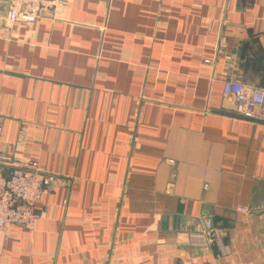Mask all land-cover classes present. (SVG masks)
I'll return each instance as SVG.
<instances>
[{
	"label": "crops",
	"instance_id": "crops-1",
	"mask_svg": "<svg viewBox=\"0 0 264 264\" xmlns=\"http://www.w3.org/2000/svg\"><path fill=\"white\" fill-rule=\"evenodd\" d=\"M55 2L0 16L2 152L54 178L0 264H264V125L211 112L264 88L263 1ZM206 206L221 241L186 245Z\"/></svg>",
	"mask_w": 264,
	"mask_h": 264
},
{
	"label": "built area",
	"instance_id": "built-area-1",
	"mask_svg": "<svg viewBox=\"0 0 264 264\" xmlns=\"http://www.w3.org/2000/svg\"><path fill=\"white\" fill-rule=\"evenodd\" d=\"M3 1L10 3L5 17L10 24L18 20L34 21L42 9H53L56 5L55 0ZM22 5L25 6L23 11ZM222 93L232 102L235 112L264 119V88L239 80H227L223 84ZM2 132L0 126V229L17 224L32 231L40 218L37 204L54 178L37 160L4 154ZM220 241L221 237L217 235L213 224L206 220L203 229L191 232L185 244L207 248L216 246Z\"/></svg>",
	"mask_w": 264,
	"mask_h": 264
},
{
	"label": "water",
	"instance_id": "water-1",
	"mask_svg": "<svg viewBox=\"0 0 264 264\" xmlns=\"http://www.w3.org/2000/svg\"><path fill=\"white\" fill-rule=\"evenodd\" d=\"M10 3L8 1H3L0 0V16L1 17H6L8 14V9H9ZM25 8L24 5H22L21 10L23 11ZM41 16H49L53 17V11L48 10V9H42L39 13ZM211 112L224 115V116H229L232 118L244 120V121H249L252 123L256 124H261L264 125V119H257L253 118L250 116H245L243 114L237 113L234 110H227V109H220V110H212ZM206 212H205V218L203 219L204 221L209 220L208 218L210 213V207L206 206ZM249 211L253 213H263L264 212V181H260L258 186L254 190V194L252 196L251 203L249 205Z\"/></svg>",
	"mask_w": 264,
	"mask_h": 264
}]
</instances>
